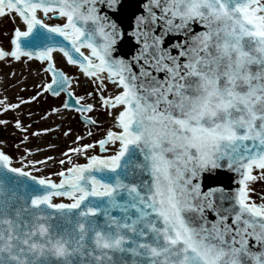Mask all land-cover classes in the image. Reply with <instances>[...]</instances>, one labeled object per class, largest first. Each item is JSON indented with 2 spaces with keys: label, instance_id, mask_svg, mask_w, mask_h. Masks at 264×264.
<instances>
[{
  "label": "snow or ice",
  "instance_id": "1",
  "mask_svg": "<svg viewBox=\"0 0 264 264\" xmlns=\"http://www.w3.org/2000/svg\"><path fill=\"white\" fill-rule=\"evenodd\" d=\"M0 17L23 25L0 61L48 74L30 100L64 93L74 103L53 112L103 123L60 54L113 119L102 138L76 136L51 174L38 173L54 157L0 148V264H264V196L250 195L264 181V0H0ZM128 36L130 57L117 54ZM25 103L0 98V112ZM220 168L237 187L202 191Z\"/></svg>",
  "mask_w": 264,
  "mask_h": 264
},
{
  "label": "rangeland",
  "instance_id": "2",
  "mask_svg": "<svg viewBox=\"0 0 264 264\" xmlns=\"http://www.w3.org/2000/svg\"><path fill=\"white\" fill-rule=\"evenodd\" d=\"M16 26H19L17 22H14L11 18L6 17L4 19H0V46L4 48L10 47V39L13 34V30ZM57 59V66L65 71L68 75L78 78L79 86L76 84L73 85V90L76 96H85V100L81 101V103H94L96 105V109L92 113H87L85 115H91L94 119L98 121H103L100 123L98 127H93L92 125H87L82 121V115L76 110L70 109H62L61 116H64V127H66V131L71 129V132L68 134V138H64V140H68L70 142L69 147H75L76 145L73 141L76 139V136H82L84 139L79 141V143H89L92 142L93 139L102 138L104 135V130L111 127L113 124V119L111 116L107 114V111L100 107L99 97L96 93H93L92 97H88L87 93L93 90V85L88 81V78L83 75V73L77 67L70 66L66 63V60L59 54ZM2 67L0 68V74H17L22 78L19 79L20 85L25 87L26 95L29 103L23 104L21 106L25 108L26 111L9 110L7 112H0V120H7V124H0V128H4L7 133L3 136H0V146L10 155L13 156L15 161H18L20 150L17 149V145L21 144V141L25 136L28 137L27 142H31V148L36 151L34 157L41 158L46 156H52L55 160L49 161L48 164L50 167H46L43 170V173L38 174H51L53 172L58 171L61 167H67L65 164L61 166L58 161L60 159H64L61 153L65 152L68 148L67 146L62 145V142L52 149L47 148V144L41 141L42 132H39V135H34V131H42L44 130V125H46L47 119L54 115L56 112H53L54 108H62L63 103L67 100L65 94H61L60 96H52L50 93H43L41 96H38L36 100H30V97L34 96L38 91H40L39 85L44 82L48 78V74L43 72L44 65L39 61L31 60L28 61L27 58H22L20 61H0ZM29 79L34 81L29 83ZM28 84H30L28 86ZM24 90V92H25ZM115 89L110 85L109 93L114 94ZM11 91L3 92L5 97H8L13 94ZM6 94V95H5ZM21 96L12 97L9 101L10 103H19ZM33 114L32 117L29 115ZM30 117L35 118L31 123L28 124V128L33 130V132L20 133V130L15 127V121L19 119L22 123L28 121ZM91 130L93 132V136L89 137L87 135L88 131ZM44 135H47L44 133ZM56 140V138H52ZM50 142L51 139H50ZM96 153L99 152V148L95 150ZM73 162L84 163L86 162L83 157H78L73 155ZM18 166V165H17ZM53 179H58V177L53 176ZM254 188V192L250 193L254 199H257L259 202V197L264 196V181H256L251 185Z\"/></svg>",
  "mask_w": 264,
  "mask_h": 264
},
{
  "label": "bare ground",
  "instance_id": "3",
  "mask_svg": "<svg viewBox=\"0 0 264 264\" xmlns=\"http://www.w3.org/2000/svg\"><path fill=\"white\" fill-rule=\"evenodd\" d=\"M20 25V24H19ZM21 27L23 25H20ZM2 47V46H0ZM59 54H57L58 56ZM58 59V57H57ZM2 67V64H0V68ZM20 75V74H19ZM17 74H0V98H3L5 97L3 92L5 91H11L10 93L13 92L12 95L8 96V102L12 99V97H16V96H21L23 97L24 100H28L27 97H25L26 95V90L24 89L25 87H22L20 85V82H19V79L22 78L21 76H19ZM34 81L30 80L29 79V83H32ZM30 84H28L29 86ZM25 90V92H24ZM6 95V94H5ZM21 106H24L23 104H21ZM19 110H22V111H26L25 108L21 107L19 108ZM29 115H31L32 117H35L33 116L32 113H30ZM30 117V119L28 121H25V123H22L23 126L26 128V131L25 132H21L22 134L24 133H27V132H33V130L29 129L28 128V124L31 123V121H33L35 118H32ZM64 116H61V113L58 114V113H55L54 115H52L51 117H49L47 119V122H46V125H44V130L45 129H52L51 131H34V132H42V136H41V141L42 142H45L47 144V148H50L52 149L53 147H57L61 142H62V145H65L67 146L66 148L69 147L70 145V142L68 140H64V138H66L67 136L64 135L65 133V130H66V127H64ZM7 133V131L4 129V128H0V136H3ZM47 134V135H44ZM69 137V136H68ZM67 137V138H68ZM52 138H56V140H53ZM50 139L52 142H50ZM1 144V143H0ZM50 145H52L53 147H50ZM24 147H28L29 149L33 150L34 152V155L36 153V151L34 149L31 148V142H26L25 144L21 145V148L19 149L20 152H19V157L20 155H22V149ZM0 148H2L0 146ZM32 158H35L34 156ZM45 157H41V158H38V159H44ZM19 160V158H18Z\"/></svg>",
  "mask_w": 264,
  "mask_h": 264
},
{
  "label": "water",
  "instance_id": "4",
  "mask_svg": "<svg viewBox=\"0 0 264 264\" xmlns=\"http://www.w3.org/2000/svg\"><path fill=\"white\" fill-rule=\"evenodd\" d=\"M135 2L138 4L139 8L142 9L143 0H135ZM128 31H131V29H129ZM134 46L135 41L130 36H128L125 39V43L120 46V51L117 54L123 55L127 53L130 57L135 51ZM67 100L69 103H74V99H69L67 97ZM70 110H75V108H72ZM82 121L84 122L83 118ZM237 180L238 176L236 173L227 168H220L204 172L200 178V183L201 189L204 192H207L209 189L220 187H223L225 190L232 191L237 187ZM212 218L213 217L211 213H209V219Z\"/></svg>",
  "mask_w": 264,
  "mask_h": 264
}]
</instances>
